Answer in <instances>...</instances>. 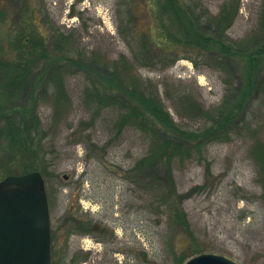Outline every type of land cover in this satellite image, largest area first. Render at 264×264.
I'll return each instance as SVG.
<instances>
[{"label":"rangeland","instance_id":"374dc122","mask_svg":"<svg viewBox=\"0 0 264 264\" xmlns=\"http://www.w3.org/2000/svg\"><path fill=\"white\" fill-rule=\"evenodd\" d=\"M169 1L13 0L7 5L0 34L26 33L23 27L30 29L33 13L47 34L49 51L58 58L93 59L101 67L124 61L128 82L156 95L180 134L199 128L224 100L226 110L234 100L242 101L227 137L176 161L169 172L156 167L153 181L147 171L135 170L149 155L147 136L132 126L119 127L111 106L98 108L87 96L88 76L69 61L53 77L55 83L62 80V96L53 94L58 84L44 90L41 83L32 94H21L17 106L25 104L39 121L24 122L29 135L25 147H1L0 165L18 151L28 149L32 157L18 159L0 180L41 174L49 207L51 264H183L202 253L238 264H264V55L254 56L256 61L242 55L264 41L259 28L263 0H193L197 10L207 13L202 23L217 16L224 4L228 11L231 3L237 6L225 31L232 49L223 60L225 67L216 45L183 52L162 67L159 60H151L158 48L150 51L139 38L130 43L136 28L157 29L154 40L144 43L153 41L163 49L182 37L176 15L168 12ZM160 18L173 37L160 36ZM202 23L196 29L209 33ZM59 34L67 44L60 51L54 43ZM5 44L0 42V47ZM191 104L209 115L188 113ZM159 137L170 136L162 132ZM24 164L34 170L24 171ZM168 173L186 228L175 226L162 201L160 189L168 190Z\"/></svg>","mask_w":264,"mask_h":264},{"label":"trees","instance_id":"16d2710c","mask_svg":"<svg viewBox=\"0 0 264 264\" xmlns=\"http://www.w3.org/2000/svg\"><path fill=\"white\" fill-rule=\"evenodd\" d=\"M12 1L0 0V24L6 21L5 11L8 3ZM189 1L187 3L185 0H170L167 4L168 12L171 11L176 15L174 19L179 25L178 29L183 32L179 40L174 39L176 43L172 47H165L163 49L162 45L153 41H150V44L144 43L148 38L154 40L157 30L154 27H148L146 32L139 31L136 28L134 30L135 33H132L130 36V43L138 42L139 40L141 44L147 45L150 51L158 48L159 53L157 51L153 52L151 60H156V62L159 60V64L162 67L172 64L183 52H199L203 48L216 45L215 47L220 49V53L218 54L225 67L223 60L225 58L228 59L227 57L232 51L231 45L225 36V31L229 28L237 13V6L231 3L233 7L231 11H228V5L224 4L217 16L208 17L202 23L201 18L207 15V13L204 10H197L199 6L193 0ZM18 3H20V0H18ZM32 19L33 21L28 25L30 29L25 25L23 27V31L26 33L20 31L19 34L15 33V35H12L11 32L0 34V42H6L4 48L0 47V150L1 147L7 148L4 147L6 146L5 144L25 147L27 144L26 139L29 135L25 136V132L27 133V131L24 122L39 121L36 113L32 112L29 107L27 108L25 104L17 106L21 94H32L41 83L40 86L44 90H50L54 87L52 85L58 84L57 91H53V94L54 96L63 95L64 91L60 86L62 85V80L58 78L55 83L53 77L60 74L59 71L63 68L62 63L64 61H69L77 68V71L88 76L87 96L92 98L93 103L98 108L111 106L114 112L117 113V124L119 127L132 126L147 136L149 139V155L136 164L135 170L141 171L143 169V171H147L145 173L148 179L152 178L155 181L153 173L156 167L165 166L169 172L170 166L176 161L191 158L193 155L200 153L207 144L222 140L224 136H228L231 121L236 117L237 113H240L238 105L242 101L238 103V100L232 99L231 101L234 100L233 106L226 110L225 104L227 100H224L216 110L211 111V115L208 117L205 115H209V111L203 110L199 105L196 107V105L191 104L192 109L188 113L204 115L207 120L202 121L203 124L199 128L180 134L176 125L163 111L158 97L153 94L146 95L144 88L138 86L136 83L128 82L129 67L124 61H116L101 67L93 59L58 58L56 52L49 51L47 34L42 30L43 25L34 20L33 13ZM259 19L261 20V27H259L260 36L264 38V0ZM158 23V30L160 28L162 30L160 36L169 34V36L173 37L161 18ZM201 23L203 24L201 27L209 30V33L205 31V33H199L196 28ZM137 38L139 39L137 40ZM62 39L63 35L59 34L54 42L57 44L56 47H58L59 51L63 45L67 48V44L65 45ZM257 46L258 48L256 49ZM257 46L255 48L250 46L246 50V54L243 53L242 55L248 56V59L250 58L252 61H256L257 58L254 56L264 55V41L262 43L258 42ZM68 53L66 56L71 55ZM241 53L238 55H241ZM97 68L103 71V74L100 71L98 72ZM46 72H48L47 75ZM42 80L44 81L42 82ZM252 84V82L248 83V90ZM56 101H61V98L57 97ZM189 103L190 100L187 99L185 107L189 106ZM17 116L20 117V121L16 120ZM162 132H165L170 137L161 139L159 134ZM175 134L177 138L173 136ZM24 151L26 152L18 151L16 155L9 158V166L7 160L1 161L0 177L5 172L8 173L10 169H14V164H17L16 161L18 159H23V157L25 159L27 154L32 157L28 149ZM23 168L24 171L28 169L34 170L32 164L30 166L24 164ZM135 170L133 169V172ZM164 184H166V189L168 188V190L164 191L162 188L160 192L163 204L166 206L169 214L168 216H171L173 222L176 224L175 226L182 227L183 225L186 228L185 216L180 208L181 201L173 194L171 188L170 173H168ZM77 226L80 227L79 224Z\"/></svg>","mask_w":264,"mask_h":264},{"label":"water","instance_id":"95a60500","mask_svg":"<svg viewBox=\"0 0 264 264\" xmlns=\"http://www.w3.org/2000/svg\"><path fill=\"white\" fill-rule=\"evenodd\" d=\"M51 229L39 172L0 180V264H51ZM183 264H238L219 254H198Z\"/></svg>","mask_w":264,"mask_h":264}]
</instances>
